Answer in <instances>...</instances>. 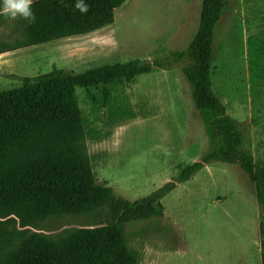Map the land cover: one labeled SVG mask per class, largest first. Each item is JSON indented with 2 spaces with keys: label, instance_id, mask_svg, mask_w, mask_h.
<instances>
[{
  "label": "trees",
  "instance_id": "trees-1",
  "mask_svg": "<svg viewBox=\"0 0 264 264\" xmlns=\"http://www.w3.org/2000/svg\"><path fill=\"white\" fill-rule=\"evenodd\" d=\"M126 2L84 0L89 11L81 14L77 0H34L35 22L13 20L12 29L0 37V54L99 30L115 22L116 11ZM228 4L202 0L199 26L188 47L152 62L125 55L71 72L54 65L36 76L3 74L23 84L0 91V264H143L151 231L175 232L162 224L164 197L209 162L237 164L254 184L264 264V163L245 149L244 135L214 82L215 35ZM260 24L264 26V14ZM247 46L255 99L264 94V29L250 35ZM174 61L186 62L182 73L204 123L207 151L149 195L136 200L118 196L100 182L102 155L90 145L111 138L118 125L156 116L159 109L149 95L135 100L133 87ZM68 216H84L87 223L57 235L43 232L50 231L44 226L48 221ZM139 223L143 226L129 231Z\"/></svg>",
  "mask_w": 264,
  "mask_h": 264
},
{
  "label": "rangeland",
  "instance_id": "rangeland-1",
  "mask_svg": "<svg viewBox=\"0 0 264 264\" xmlns=\"http://www.w3.org/2000/svg\"><path fill=\"white\" fill-rule=\"evenodd\" d=\"M228 1L215 35V87L244 135L245 149L264 163V94L253 98L247 46L249 36L264 29L260 24L264 0ZM201 7L202 0H127L116 11L114 23L22 52L13 60L19 65L11 63L0 70V80L15 81L3 74L26 76L12 72L14 68L27 71L34 67L31 74H40L57 65L71 72L125 55L152 62L188 47L199 26ZM13 24V20H1L0 37ZM11 53L0 55V66L11 61ZM25 55L30 64L19 67ZM185 63L174 61L168 68L159 67L133 87L135 100L149 95L159 109L156 116L118 125L111 138L90 145L92 152L102 155L97 166L100 182L111 186L118 196L136 200L149 195L171 181L180 166L199 161L207 151L204 123L194 111L182 73ZM78 94L86 109L82 91ZM96 123L102 126V121ZM163 202L162 224L175 232L151 231L143 264H261L255 186L239 165L209 162L191 180L178 183ZM86 223L84 216H68L48 221L44 226L50 231L43 232L57 235ZM140 226L143 223L129 231Z\"/></svg>",
  "mask_w": 264,
  "mask_h": 264
},
{
  "label": "clouds",
  "instance_id": "clouds-1",
  "mask_svg": "<svg viewBox=\"0 0 264 264\" xmlns=\"http://www.w3.org/2000/svg\"><path fill=\"white\" fill-rule=\"evenodd\" d=\"M33 0H0V16L9 19H23L29 24L35 22V14L32 11L31 5ZM76 9L81 14H86L89 11L84 0H77Z\"/></svg>",
  "mask_w": 264,
  "mask_h": 264
},
{
  "label": "crops",
  "instance_id": "crops-1",
  "mask_svg": "<svg viewBox=\"0 0 264 264\" xmlns=\"http://www.w3.org/2000/svg\"><path fill=\"white\" fill-rule=\"evenodd\" d=\"M54 42H55V41H54ZM50 43H51V42H50ZM46 44H48V43H45V44H39V45H34V46H29V47H23V48H20V49H17V50L12 51V53H11V57H12L11 61H8V60H7V63H6L5 65L0 66V70H2V68H4V67H8L9 64H11V63H17V64L19 65L18 60L14 61V62H13V60L16 59L17 57H20V54H21L22 52H31V51H33V50L38 49V47L45 46ZM57 54H58V53H57ZM0 55H2V53H1ZM3 56H4V54H3ZM58 56H59V54H58ZM0 57H1V56H0ZM18 65H17V66H18ZM39 66H40V63H39V65H37V67H38V69L36 68L37 70L40 69ZM33 70H34V67L29 68L27 71L20 70L19 68H14V69L11 70V71H12V72H17V73H20V74H23V75H26V76H36V75H38V72L35 73V74H31V73L33 72ZM44 72H46V71H44ZM41 73H42V72H41ZM41 73H40V74H41ZM30 74H31V75H30ZM18 75H19V74H18ZM13 80H15V81L9 82V81H7V80H0V91H1V90H4V89H10V88L20 87V86L23 84V82L20 81V80H18V81H16V79H13ZM7 83H9V84H7Z\"/></svg>",
  "mask_w": 264,
  "mask_h": 264
},
{
  "label": "bare ground",
  "instance_id": "bare-ground-1",
  "mask_svg": "<svg viewBox=\"0 0 264 264\" xmlns=\"http://www.w3.org/2000/svg\"><path fill=\"white\" fill-rule=\"evenodd\" d=\"M126 4V3H125ZM104 28V27H103ZM102 29V28H101ZM94 32V31H93ZM91 33V32H90ZM82 35H86V34H82ZM78 36H81V35H78ZM76 37V36H75ZM62 40V39H61ZM64 40V39H63ZM58 41H60V40H57V41H55V42H51V43H49V44H54V43H56V42H58ZM59 56H61V55H59ZM24 60L25 61H23V63L24 64H22L21 66H19V67H28V64H30V58H29V56L28 55H25L24 57Z\"/></svg>",
  "mask_w": 264,
  "mask_h": 264
}]
</instances>
